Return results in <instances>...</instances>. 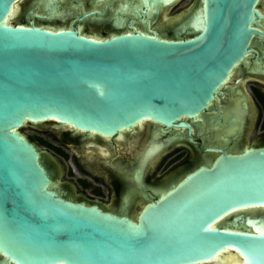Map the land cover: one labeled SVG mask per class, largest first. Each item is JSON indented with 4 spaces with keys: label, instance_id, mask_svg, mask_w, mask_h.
<instances>
[{
    "label": "water",
    "instance_id": "95a60500",
    "mask_svg": "<svg viewBox=\"0 0 264 264\" xmlns=\"http://www.w3.org/2000/svg\"><path fill=\"white\" fill-rule=\"evenodd\" d=\"M20 1L0 0V261L212 264L229 249L236 257L224 264H264V211L239 212L264 210V149H207L221 156L131 217L62 197L20 131L53 123L113 137L149 121L191 131L185 119L209 109L253 37L264 38L260 0H203L190 14L203 27L187 35L109 37L5 25ZM142 2L158 14L171 4Z\"/></svg>",
    "mask_w": 264,
    "mask_h": 264
},
{
    "label": "flooded vegetation",
    "instance_id": "af4514ba",
    "mask_svg": "<svg viewBox=\"0 0 264 264\" xmlns=\"http://www.w3.org/2000/svg\"><path fill=\"white\" fill-rule=\"evenodd\" d=\"M24 1L17 7L22 17L18 23L22 25L33 23L54 31L78 30L85 36L109 37L133 30L187 35L179 32L183 22L190 18L183 16L188 10L193 13L203 0H187L188 7L173 14V8L186 0L173 1L159 14L154 7L153 16L147 15L151 8L145 7L142 0H54L53 10L46 7L44 0H33L29 6ZM128 3L133 7L140 3L139 14L134 13V8L120 10ZM257 8L264 14V0L259 1ZM51 13L54 16L50 17ZM119 20L124 24L119 25ZM162 23L169 29H162ZM258 24L264 31V19ZM250 47L254 51L233 69L209 109L185 119L191 131L152 121L113 137L72 128L64 131L58 147L48 145L66 158L69 155L64 149L72 151L77 172L71 169L70 173L77 176V182L72 181L74 188L66 192L56 186L53 175L52 188L64 198L97 206L105 212L141 213L167 197L189 174L201 166L212 165L221 156L207 149H220L232 155L264 149V38L255 35ZM235 111L240 113L241 120L231 132Z\"/></svg>",
    "mask_w": 264,
    "mask_h": 264
},
{
    "label": "rangeland",
    "instance_id": "374dc122",
    "mask_svg": "<svg viewBox=\"0 0 264 264\" xmlns=\"http://www.w3.org/2000/svg\"><path fill=\"white\" fill-rule=\"evenodd\" d=\"M31 1L33 0H25V4L29 6ZM187 6V0L179 3L177 6L173 8L170 14H173L182 8L183 10L186 9ZM190 15V11L188 10L183 18H187ZM21 14L16 13L14 18L11 20L12 24H17L18 21L21 19ZM180 22V21H177ZM162 29H169V26H166L164 23L161 25ZM53 123H40L36 125H29L27 124L25 127H23L20 131L31 141L35 143L39 151L42 153L43 161L47 165L48 169L53 173L54 179L56 181V186L60 189H64L66 192H71V188H74V181L77 182V176H72L70 173V170H75L74 167V156L71 150L64 149L66 153H68L69 157L66 158L60 153H58L56 150L52 149V147H49V143L52 145H55V147H58L60 145L59 140L63 135L64 131L70 130L68 127H53ZM75 134H77L75 132ZM79 135H82L83 138H87V136H84L82 133H79ZM40 139H42L44 142H41ZM92 136H88V139H91ZM63 148V147H62ZM75 172H77L75 170ZM73 181V182H72ZM75 191V189H73ZM74 193V192H73ZM78 195V194H77ZM263 211L261 210H247L246 214H260ZM131 217L136 216L138 213H128ZM231 222V217H228L226 220H223L219 225H226L227 223Z\"/></svg>",
    "mask_w": 264,
    "mask_h": 264
},
{
    "label": "bare ground",
    "instance_id": "6f19581e",
    "mask_svg": "<svg viewBox=\"0 0 264 264\" xmlns=\"http://www.w3.org/2000/svg\"><path fill=\"white\" fill-rule=\"evenodd\" d=\"M167 1V3L169 4V3H173V1L175 2L176 0H166ZM44 2H45V4H46V7L47 8H51V10H53L52 9V7H53V4H54V0H44ZM17 7H18V4H16V6L13 8V10H12V12H11V14L6 18V20L4 21V24L5 25H12V22H11V20L14 18V16L16 15V13H17V11H18V9H17ZM54 8H56V7H54ZM134 8V10H135V14H139V11L141 10V4L139 3V4H136L134 7L131 5V4H125V5H123L121 8H120V10L121 11H123V12H125V11H129V10H131L132 11V9ZM151 9H149V11H147V15L148 16H153L154 15V6L152 7H150ZM52 16H54V13H51V15H50V17H52ZM200 18H197V16L196 15H194V16H192L191 18H189L188 20H186V21H184L183 22V24H182V26H181V28L179 29V32L180 31H184V30H192V31H194V32H196V31H199V30H201L202 29V24H201V22H200ZM119 25H123L124 23H123V21H118L117 22ZM149 23V22H148ZM150 26V25H149ZM233 118H234V120L231 122V128L229 129L231 132H233L239 125V122H240V120H241V115H240V113L239 112H237V111H235L234 113H233V116H232ZM254 210H257V209H254ZM253 210V211H254ZM259 210V209H258ZM246 209L245 210H242V211H239V212H243V213H246ZM237 213V212H236ZM235 213V214H236ZM230 216H232V214H229V215H227L226 217H224L223 219H221V220H219L217 223H215L214 225H213V227H217L218 226V224L219 223H221L223 220H226L228 217H230ZM229 224V223H228ZM227 224V225H228ZM235 224V223H234ZM260 229H261V227H260ZM236 257V254L234 253V252H231L229 249H227L224 253H221V254H219L216 258H215V261L212 263V264H224V263H228V262H230V261H232L234 258ZM243 261V260H242ZM242 261H241V263H242ZM0 264H9L8 263V261H0Z\"/></svg>",
    "mask_w": 264,
    "mask_h": 264
},
{
    "label": "trees",
    "instance_id": "16d2710c",
    "mask_svg": "<svg viewBox=\"0 0 264 264\" xmlns=\"http://www.w3.org/2000/svg\"><path fill=\"white\" fill-rule=\"evenodd\" d=\"M39 140H40L41 142H44V141H43L42 139H40V138H39Z\"/></svg>",
    "mask_w": 264,
    "mask_h": 264
}]
</instances>
